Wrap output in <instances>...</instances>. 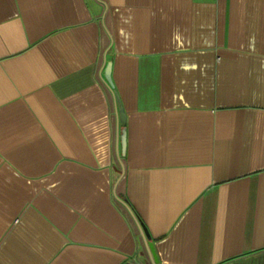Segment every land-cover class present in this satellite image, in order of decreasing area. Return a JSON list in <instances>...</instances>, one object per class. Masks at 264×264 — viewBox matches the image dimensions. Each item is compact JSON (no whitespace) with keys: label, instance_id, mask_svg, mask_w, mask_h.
Returning <instances> with one entry per match:
<instances>
[{"label":"crops","instance_id":"crops-1","mask_svg":"<svg viewBox=\"0 0 264 264\" xmlns=\"http://www.w3.org/2000/svg\"><path fill=\"white\" fill-rule=\"evenodd\" d=\"M131 211L264 264V0H0V264H150Z\"/></svg>","mask_w":264,"mask_h":264},{"label":"water","instance_id":"water-1","mask_svg":"<svg viewBox=\"0 0 264 264\" xmlns=\"http://www.w3.org/2000/svg\"><path fill=\"white\" fill-rule=\"evenodd\" d=\"M108 68H109V64H107L106 70H108ZM105 79H106L107 84L110 85V82H109L107 75H106ZM119 115H120V118H122L121 111H119ZM130 213H131L132 217L134 218V220L137 224V227L139 229V232L141 234L143 245H144L146 253L149 257L150 264H157L158 263V257H157V254H156V251L154 248V244L151 241V236H150L148 229L146 228L144 223H142V221L140 219H138L137 216L132 211Z\"/></svg>","mask_w":264,"mask_h":264}]
</instances>
